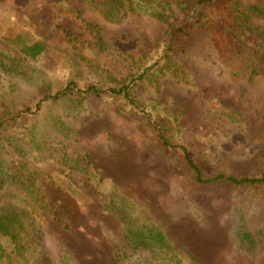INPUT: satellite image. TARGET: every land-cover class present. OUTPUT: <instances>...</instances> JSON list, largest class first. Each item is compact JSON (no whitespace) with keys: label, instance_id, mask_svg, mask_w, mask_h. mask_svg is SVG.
Returning a JSON list of instances; mask_svg holds the SVG:
<instances>
[{"label":"rangeland","instance_id":"obj_1","mask_svg":"<svg viewBox=\"0 0 264 264\" xmlns=\"http://www.w3.org/2000/svg\"><path fill=\"white\" fill-rule=\"evenodd\" d=\"M125 4L0 0V122L71 81L105 91L133 77L131 98L168 142L187 148L206 178L257 177L264 170V16L253 15L250 24L259 28L257 73L250 77L239 61L222 57L209 30L179 34L174 52L166 53L169 26ZM19 41L46 49L24 55ZM53 119L74 138L52 128ZM148 120L121 96L105 93L52 101L36 119L23 114L3 126L0 187L20 209L41 192L49 222L38 236L30 223L35 240L15 264H58L64 249L78 264H123L118 246H128L125 234L106 208L118 193L141 204L171 247L199 264H264V184L196 183L182 153L164 147ZM80 157L94 176L70 171ZM150 255L134 262L156 264Z\"/></svg>","mask_w":264,"mask_h":264},{"label":"trees","instance_id":"obj_2","mask_svg":"<svg viewBox=\"0 0 264 264\" xmlns=\"http://www.w3.org/2000/svg\"><path fill=\"white\" fill-rule=\"evenodd\" d=\"M125 1H128L129 9L132 12L156 17L169 26L171 44L166 53L174 52L171 45L179 34H188L195 29L209 30L221 48L222 54H224L222 57L227 62L239 61L241 63L240 68L249 74L250 77L256 75L258 66L252 53L256 51L254 45H258L255 31L259 28H251L250 24L253 20V15L264 16V0H256L248 5H244L243 0H107V2L121 5H124ZM174 7L183 13L182 20L175 17ZM17 46L24 55L32 57L42 54L46 49V45L43 42L28 45L19 41ZM74 84L73 81L69 82L62 90L43 97L32 106H25L17 113L8 111V115L12 117L0 122V134L3 126L8 121L17 120L23 114L27 118L36 119L37 116L41 115L46 103L61 100L68 96L83 100L87 95L102 96L105 93H110L115 96H121L138 113L149 116L148 123L157 131L163 146L167 149H178L182 153L186 165L194 174L196 183L206 184L221 181L235 185L264 184V170L257 177L238 178L219 175L212 179L206 178L191 159L187 148L168 142L163 129L156 123L155 118L147 113L146 108H142L136 100L131 98V88L135 84L133 77L126 80L121 88L105 91L96 87L83 90L75 87ZM151 108L152 112H158V106L155 105ZM47 122H50L52 128L61 127L58 119ZM66 128L61 127L62 134L66 138H71L72 136L74 138L75 133L72 132L68 125H66ZM10 140L15 142L16 138ZM75 165L76 168L71 166L70 171L74 172V169H76L84 177L91 174L94 176L96 173L87 157L76 159ZM40 193L20 209L19 205H15L16 202L13 200V198L16 199V196L9 191L3 192V188L0 187V237L4 241L0 240V264H15L16 259L28 250V245L35 240L33 234H31V222L34 224L35 236H38L49 227V222L45 217L47 205L40 197ZM9 197L15 202L14 204L10 203ZM106 208L118 218L125 234L128 246H118V257L123 264H137L134 257L148 256L150 253L152 257L154 256L156 264H166L165 261H170L169 264H199L190 253L180 250L176 251L171 247L169 238L163 228L145 217L143 213L144 207L138 202L119 193L111 194ZM32 216H34V219L31 218ZM108 238H111L113 242L116 240L114 237L109 236ZM127 248H129L130 253ZM152 257L150 255L146 259L148 260ZM59 258L58 264H78L74 256L65 249L59 255Z\"/></svg>","mask_w":264,"mask_h":264}]
</instances>
